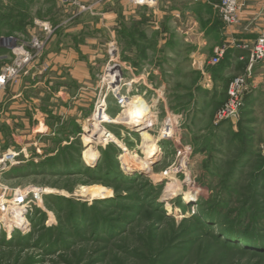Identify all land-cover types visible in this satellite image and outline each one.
<instances>
[{"label": "rangeland", "instance_id": "rangeland-1", "mask_svg": "<svg viewBox=\"0 0 264 264\" xmlns=\"http://www.w3.org/2000/svg\"><path fill=\"white\" fill-rule=\"evenodd\" d=\"M103 2L0 0V75L12 71L0 86V160L16 153L0 161V196L11 203L0 209V264H264V67L240 115L218 123L231 76L204 82L196 47L172 24L153 28L158 10L123 19L117 2ZM116 86L144 94L141 127L101 122L103 109L121 114ZM99 125L130 154L146 158L148 135L162 153L128 174L119 142H84ZM168 125L174 138L161 140ZM99 164L100 175L90 172ZM235 227L259 240L231 237Z\"/></svg>", "mask_w": 264, "mask_h": 264}, {"label": "crops", "instance_id": "crops-1", "mask_svg": "<svg viewBox=\"0 0 264 264\" xmlns=\"http://www.w3.org/2000/svg\"><path fill=\"white\" fill-rule=\"evenodd\" d=\"M90 1L84 0L83 2ZM240 1L244 3V11L237 25H227L221 19L218 9L212 4L193 3L192 0H159L154 6L134 5L127 0H105L100 6L104 9V7L117 2V15L123 19L124 16L128 18L133 15V8L136 7H149L158 10L152 22L153 28L161 32L163 24L168 27L169 24L176 26L173 27L177 29L175 34L181 36L184 43L196 47L190 56L191 64L201 71L203 79H205L204 82H209V86H211L212 81L222 77L231 76L232 80L243 74L250 62L251 48L258 37L264 34V0ZM96 6L98 4L94 7ZM111 12L104 11L102 16L110 18L114 15L113 11ZM220 48L225 49V54L220 62L215 64L216 72L211 73L206 70V64L210 65V58L215 55L216 49ZM208 49L212 51L211 55ZM263 62H258L253 67L252 83L254 86L255 82L259 83L263 80L261 73V69L264 67ZM249 97L250 95L247 100Z\"/></svg>", "mask_w": 264, "mask_h": 264}, {"label": "built area", "instance_id": "built-area-1", "mask_svg": "<svg viewBox=\"0 0 264 264\" xmlns=\"http://www.w3.org/2000/svg\"><path fill=\"white\" fill-rule=\"evenodd\" d=\"M61 3L68 6H77L81 10H90L95 5L103 2L105 0H91L90 2H83L84 0H59ZM131 4L140 5V6H154L158 3L159 0H127ZM193 3H209L216 7L219 11L221 19L227 25H237L241 20V14L244 11V3L240 0H192ZM43 28L49 33L54 31V28L49 23H41ZM40 47L39 43L35 44ZM225 54V49L220 48L216 49V54L213 56L212 61L218 63ZM264 60V34L260 35L256 40L255 44L251 48L249 65L246 71L243 74H240L234 77L228 88L227 99L223 105L219 108L216 114V122L221 123L228 120H233L237 118L242 109L245 106L248 95L253 91L254 85L251 81L253 75V67L256 63ZM12 71L8 69L4 74L0 75V86H3L6 81L10 78ZM117 97L119 99V104L126 100L128 97L121 94L120 87L118 86ZM105 109L102 110L104 112ZM173 125H168L165 127L164 131L161 132V140H171L173 139ZM16 157V153L8 152L4 155V158L1 161L13 160ZM22 198H17L18 200L22 199L23 204L26 206L29 204L28 197L26 194H19ZM15 195L13 197L19 196ZM35 198L41 199L42 193H34ZM6 198L0 196V209L1 211H8L11 207L10 202L5 201ZM15 199V198H14ZM10 199V200H14ZM28 207V206H27ZM27 207L26 210L27 211ZM13 209V208H11ZM14 210V209H13ZM13 214V212H12Z\"/></svg>", "mask_w": 264, "mask_h": 264}, {"label": "bare ground", "instance_id": "bare-ground-1", "mask_svg": "<svg viewBox=\"0 0 264 264\" xmlns=\"http://www.w3.org/2000/svg\"><path fill=\"white\" fill-rule=\"evenodd\" d=\"M116 84L118 85V80ZM119 108H120L121 114L114 118L109 117L108 114L105 113L106 111H104V114L102 112L103 116L101 117H103V119L101 120V122L131 124V125H136L137 127L138 126L141 127L144 124L149 106H148V102L146 98L144 97V94L135 93L133 94V96L128 97L126 100H124L119 106ZM91 139H93L94 141L101 142V143L103 141L106 144L109 143L108 141L109 139H111L110 142H113V141L119 142L121 144L120 149L123 150V152L119 156V160L122 163V165H124V168L127 171V173L131 175H134L135 173H138V172L149 170L150 161L157 158L158 155L162 153L161 146L157 144L151 138L150 135H148L146 138H144L143 145H142L143 151H145V153L147 154L146 158L143 159V158H140L138 155L130 154L127 148L122 146L123 145L122 141L117 139L112 133L107 132L105 127L102 125L101 126L99 125L96 128V131L92 132L89 135L84 136L85 143L91 142L92 141ZM85 154H86L88 161H90V163L91 161H94L98 158L97 151L93 148V146L86 148ZM83 191H87V190L83 189ZM104 191H105L104 189H98L94 193L102 195L104 194ZM45 193L52 194L54 193V190L46 189ZM23 217H24L23 209L21 207L15 208L13 219L16 222H21L23 220Z\"/></svg>", "mask_w": 264, "mask_h": 264}, {"label": "trees", "instance_id": "trees-1", "mask_svg": "<svg viewBox=\"0 0 264 264\" xmlns=\"http://www.w3.org/2000/svg\"><path fill=\"white\" fill-rule=\"evenodd\" d=\"M264 61V60H263ZM262 62V61H261ZM101 166H100V164L96 167V168H89V170H90V172L91 171H93V172H95V173H97L98 175H100V173L98 172V171H96V170H98L99 168H100ZM87 168V167H86ZM93 174V173H92ZM133 178V177H132ZM122 179V180H124V181H128V182H130V181H133L134 179ZM189 195V194H188ZM187 202H189V201H187ZM186 202V203H187ZM209 215H212V213H208ZM237 230V228L235 227V229L234 228H229V235L232 237V236H237V237H240V238H243L244 239V241H247V242H252V240L254 239V240H256V241H258L259 240V237H253V235H241V234H239L238 233V231H236ZM21 238V237H20Z\"/></svg>", "mask_w": 264, "mask_h": 264}]
</instances>
